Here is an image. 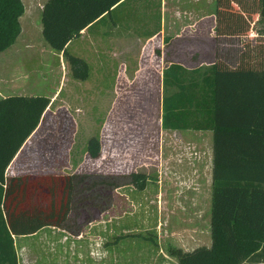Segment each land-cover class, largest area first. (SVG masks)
<instances>
[{
  "label": "trees",
  "instance_id": "obj_1",
  "mask_svg": "<svg viewBox=\"0 0 264 264\" xmlns=\"http://www.w3.org/2000/svg\"><path fill=\"white\" fill-rule=\"evenodd\" d=\"M123 3L43 1L39 14L42 38L66 56L73 77L85 78L88 65L66 50V42L81 29L93 30L92 26L102 23L106 16L112 18ZM22 11L21 0H0V51L15 40ZM214 16L219 43L225 37L240 41L234 64L217 51L208 65L186 68L169 63L162 68L160 126L212 131L211 242L191 250L168 245L167 252L179 264H239L264 240V26L263 30L256 29L251 39L247 34L255 22L264 20V0H215ZM169 36L164 35L163 41ZM48 102L49 96L43 94L0 96V264H17L12 234L29 233L43 225L64 228L72 207L78 210L74 218L79 227L85 219L82 212L104 204L103 198L98 202V196L91 197L86 190L98 189L97 184L103 183L117 185L113 179L106 180V175L95 180L85 173L5 174L7 164L39 122ZM86 150L91 156L98 154L96 136L87 138ZM129 178L140 189L147 176L134 171ZM25 189L36 191L33 196L30 192L27 205H21L23 195L29 196ZM77 196L81 200L74 202ZM124 235L139 233L116 234Z\"/></svg>",
  "mask_w": 264,
  "mask_h": 264
},
{
  "label": "rangeland",
  "instance_id": "obj_2",
  "mask_svg": "<svg viewBox=\"0 0 264 264\" xmlns=\"http://www.w3.org/2000/svg\"><path fill=\"white\" fill-rule=\"evenodd\" d=\"M21 1L23 11L18 17L19 32L15 40L0 51V96L43 94L49 96L50 101L39 119L42 140L37 142L40 145L31 148L30 136L25 142L30 147L29 152L25 153L24 159L16 157L6 174L13 175L9 173L14 169L17 174L58 176L85 173L91 174V179L95 180L105 175L106 180L113 179L116 186L103 183L97 184L98 189L86 190L89 196H98V202L103 198L104 204L99 209L88 207L85 213L82 212L85 219L79 227L75 226L74 216L78 215L75 207L67 216V226L57 227L59 233L81 231L95 234L97 229L101 230L105 236V264L112 263L111 249L106 247L118 233H139L134 236L136 242L133 240L134 244H131L134 250L128 251L136 258L147 256L152 237L156 238L159 233V242L166 251L165 246L172 244L174 239L177 241L175 235L181 228L190 229L197 226L198 221L203 228L208 215L210 191V173L202 165L209 152L208 144L203 141L206 136L192 131L179 134L164 132L160 152L157 65L149 64L152 59L145 60L130 82L126 81L124 73L118 74L120 82L113 92L110 88L113 79L110 62L106 61L107 64L100 69L96 66V59L89 55L86 58L90 61V78L85 83L72 76L66 56L53 50L42 38L39 14L44 0ZM214 3L215 0H164L165 31L171 32L181 25L192 23L197 14L206 15L211 11ZM251 17L255 19L256 14H251ZM110 18L106 16L102 23H95L90 31L96 32L101 24L106 26ZM200 20L203 21L198 25H207L206 18ZM136 26L140 28L139 23L131 24L132 31L128 28L127 34L132 37L140 35L139 31H134ZM263 26L264 20L253 24L254 29L263 30ZM119 29L125 30L122 27ZM254 29H248V39L254 35ZM75 43L78 44L79 39L72 40L66 50L77 55L71 49ZM224 59L228 63L232 61L226 53ZM125 73L131 74L129 71ZM104 86L108 89L103 90ZM56 88L61 90L51 100L50 96ZM62 124L68 127L59 128L58 125ZM91 135L98 138L99 152L96 156H83L85 143ZM68 148L70 155L67 154ZM47 150L50 152L45 155ZM52 151L55 154L52 155ZM75 159L76 162L82 161L72 172ZM199 166L200 173L196 174L194 171ZM134 171L147 176L143 188H136L130 183L129 175ZM33 191L36 189L24 190L29 196L23 195L21 205H27ZM41 196L47 197L46 194ZM80 198L77 196L74 202ZM119 243L125 247L124 241ZM139 248H142L141 251Z\"/></svg>",
  "mask_w": 264,
  "mask_h": 264
},
{
  "label": "crops",
  "instance_id": "obj_3",
  "mask_svg": "<svg viewBox=\"0 0 264 264\" xmlns=\"http://www.w3.org/2000/svg\"><path fill=\"white\" fill-rule=\"evenodd\" d=\"M163 11L164 0H124V3L114 10L113 16L110 18L111 21L109 20L106 26L102 24L99 25L96 32L86 30L85 28L81 29L78 36L66 42L65 48L67 49L72 40L77 38L79 39V43L72 45L71 49L82 57L87 62L88 66L90 65V61H88L86 57H89V55L92 59H96L97 68L99 67L101 69L103 67L102 65H106L110 62L111 69L113 70V79L110 88L113 92L116 91V85L120 82L118 74L123 75L122 73H124L126 81L130 82L133 80L136 72L145 63L144 61H150L152 59L149 64L157 65L155 77L158 91L159 117L157 128L159 130V150L160 152L162 151L161 141L164 132L171 131L179 134V132L192 131L205 135L206 139L203 141L205 144H208L209 152L204 162H202V165L203 168L207 167V172L210 173L211 186L213 168L212 131L210 129H171L162 128L160 126L162 68L169 63H178L186 68L208 65L215 59L217 51L223 57L225 53L231 56L232 61L229 64L233 65L240 48V41L237 37L228 36L229 39L225 37L222 42L220 41L219 43V41H217L215 35L214 5L211 11L206 15L197 14L192 23L188 22L177 29L175 28L171 32L165 31ZM205 18L207 25H198L200 21H203L200 19ZM137 23H139L140 28L136 26L134 27V31H139L141 34L133 37L132 35H128L127 33H129L128 31L131 24L137 25ZM119 27L125 30H120ZM164 35H170L167 41H163ZM133 42L135 43L133 44ZM92 45H95V48ZM106 61L108 62L106 63ZM130 67H133V69H130ZM126 71H129L131 74L126 75ZM89 78L90 76L87 74L81 81L87 83ZM104 89L107 90L108 86H104L103 90ZM60 90L56 88L53 94H51L50 99L53 100L54 96H57ZM38 126L39 122L12 156L5 168V174L7 173L9 165L16 157L20 156V158L22 157V159H24L25 153L29 152L30 147L26 145L25 142L28 141L30 136H32L31 140H29L31 148L32 146L37 147L40 145L37 141L42 140V137L40 136L41 133ZM58 126L61 129H66L68 127L66 124ZM71 141H73V139H71ZM48 143L51 144L52 141L49 140ZM44 145L45 144H43V146ZM69 148L67 150L68 155H70ZM47 152H50V150H47L45 155ZM53 154H55V151H52V155ZM86 154H88V152L85 143L82 155L85 156ZM22 159L20 161H23ZM81 161L82 160H77L76 162L75 159V165L72 164L74 165L72 172L77 170ZM198 164H200V162ZM200 170L199 166L194 172L199 174ZM11 172L12 173L9 174L18 173L16 171L14 172V169ZM209 199L210 191L207 203L208 215L207 220H204L203 228L200 225V221L197 222V226L190 229L181 228L180 231L176 233L177 235H175V237L178 238L177 241L174 239V242L170 245L178 246L183 250H191L198 245H210ZM197 220L199 219H196V221ZM57 229L59 228L54 225H43L29 233L12 234L17 264H105V246H103L105 236L101 230L98 231L97 227V233L95 234H84L81 233V231L59 233ZM201 233L202 236H200ZM134 236L136 235H114L112 237L113 242L110 243L111 246L108 243L106 247L111 249V264H179L176 258L167 252V249L166 251L163 249L159 242L161 238L160 233L157 234L156 238L155 236L152 237L153 240L152 242L150 241L152 246L148 247L149 251L148 253L146 252V257L133 258L134 254H129L128 251L134 250L131 246V244H134L133 240L136 242V237ZM142 237L147 238L145 236ZM122 241L126 243L125 247L119 243ZM145 241H149L148 238L145 239ZM167 246H165V248H167ZM141 249L142 248H139V251H141ZM239 264H264V240L254 252L245 257Z\"/></svg>",
  "mask_w": 264,
  "mask_h": 264
}]
</instances>
